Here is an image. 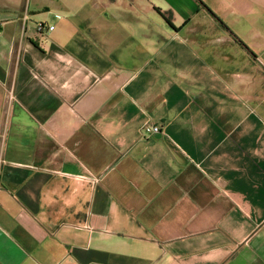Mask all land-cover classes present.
Segmentation results:
<instances>
[{"label":"crops","instance_id":"crops-1","mask_svg":"<svg viewBox=\"0 0 264 264\" xmlns=\"http://www.w3.org/2000/svg\"><path fill=\"white\" fill-rule=\"evenodd\" d=\"M0 264H264V0H0Z\"/></svg>","mask_w":264,"mask_h":264},{"label":"built area","instance_id":"built-area-1","mask_svg":"<svg viewBox=\"0 0 264 264\" xmlns=\"http://www.w3.org/2000/svg\"><path fill=\"white\" fill-rule=\"evenodd\" d=\"M53 29H54L53 25H48V24H45L42 22H38L36 24V30L39 34H46ZM159 131H160L159 126L146 123L143 126H141L140 135L142 138H147L148 136H150L154 133H157Z\"/></svg>","mask_w":264,"mask_h":264}]
</instances>
